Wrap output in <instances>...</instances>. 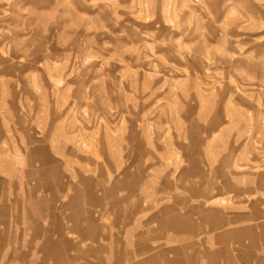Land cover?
<instances>
[{
  "label": "rangeland",
  "instance_id": "1",
  "mask_svg": "<svg viewBox=\"0 0 264 264\" xmlns=\"http://www.w3.org/2000/svg\"><path fill=\"white\" fill-rule=\"evenodd\" d=\"M0 264H264V0H0Z\"/></svg>",
  "mask_w": 264,
  "mask_h": 264
}]
</instances>
